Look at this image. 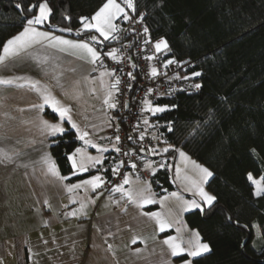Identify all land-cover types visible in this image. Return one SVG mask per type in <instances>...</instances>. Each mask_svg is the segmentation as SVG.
I'll list each match as a JSON object with an SVG mask.
<instances>
[{
    "label": "trees",
    "instance_id": "trees-1",
    "mask_svg": "<svg viewBox=\"0 0 264 264\" xmlns=\"http://www.w3.org/2000/svg\"><path fill=\"white\" fill-rule=\"evenodd\" d=\"M105 2L49 0L53 13L45 26L85 39L95 32L80 31L81 17L90 18ZM134 2L135 14L146 13L151 37L167 41L166 57L195 61L189 72L201 73L197 92L157 100L155 105L167 108L150 118L152 129L166 133L169 150L162 155L174 164L182 148L214 174L206 184L217 197L213 207L185 214L189 227L197 229L212 249L192 262L264 264V197L254 195L255 186L248 179L249 174L264 176V0ZM35 3L0 0V54L3 44L35 14V9L28 11ZM52 141L51 152L60 173L71 174L68 156L79 146L76 132L68 126ZM112 162L107 158L103 167ZM151 182L159 194L177 188L170 162Z\"/></svg>",
    "mask_w": 264,
    "mask_h": 264
},
{
    "label": "crops",
    "instance_id": "crops-1",
    "mask_svg": "<svg viewBox=\"0 0 264 264\" xmlns=\"http://www.w3.org/2000/svg\"><path fill=\"white\" fill-rule=\"evenodd\" d=\"M45 24L36 27L65 39L86 41L49 29ZM95 64L73 49L61 51L46 41L0 64L2 79L24 77L46 86L56 100L71 107L73 122L89 132L88 138L93 144L108 149L100 152L85 145L73 129L79 139L77 148H85L90 156H100L102 163L90 167L88 172L92 173L80 179L72 178L88 172L62 175L59 171L60 176L68 177L60 180L48 171V161L55 162L51 145L56 135L49 134L42 121L59 123L66 130L71 122L60 121L49 105L32 107L43 104V98L25 80L0 84V264H184L185 260L192 261L189 256L176 261L164 244L169 236L187 240L191 231H197L185 221L188 211L182 205L183 192L176 179L177 188L159 194L151 181L129 175L132 182L124 185L125 188L143 192L156 201L143 206L120 192L105 193L101 187L67 191L68 185L101 176L107 158L113 161L115 142L107 134L109 108L103 103L108 86L113 83L111 76H101L105 71H97ZM111 91L114 102L116 89ZM204 188L214 195L206 184ZM184 195L200 202L196 193ZM81 203L85 204L83 209ZM152 205L156 207L150 208ZM73 212L76 214L72 215ZM144 213H159L172 227L161 232L157 220ZM177 228L181 229L179 233ZM137 237L133 244L132 240Z\"/></svg>",
    "mask_w": 264,
    "mask_h": 264
},
{
    "label": "snow or ice",
    "instance_id": "snow-or-ice-1",
    "mask_svg": "<svg viewBox=\"0 0 264 264\" xmlns=\"http://www.w3.org/2000/svg\"><path fill=\"white\" fill-rule=\"evenodd\" d=\"M123 5V6H122ZM17 7H20L17 5ZM33 9L36 10L35 14L32 15L30 19H27L26 26L23 27V30L19 32L17 35L8 39L2 46V54H0V64H4L10 58L18 57L22 52L27 51L32 48L36 44H40L42 42H47L52 47H58L61 51H64L68 48L75 50V52L81 54L84 57L90 59V62L95 64L101 61V55L97 51L95 47L92 46V43L84 40H69L65 39L62 36L54 35L48 31H42L38 27V25H44L49 21L53 9L49 5V0H37V3L31 4L28 8L29 12H32ZM126 9H131L132 11L136 10L134 0H122V3L117 2V0H106L105 3L92 15L89 17H81L82 21V29L80 31H91L94 30L98 35H91L90 41L95 43H103L106 40H117L119 39L118 33L120 32V28L115 21L118 18H123L124 20H128L129 16ZM144 16L141 14L140 20L143 21ZM144 32L147 33L149 30L147 27H144ZM61 31H71V29H62ZM102 38V39H101ZM147 42V41H146ZM155 50L157 52L163 50H170L168 43L166 40L161 39L155 43ZM116 49L109 51L107 56L111 57L113 60H119L120 57L117 55ZM174 61L169 60L168 64L173 63ZM152 76L158 75V71L155 67L152 68L151 72ZM114 72L105 71L101 73V76H113ZM193 76H200L201 73L194 72ZM189 77H184V79H188ZM25 80L24 77H18L15 79H2L0 78V84H13L15 80ZM25 83L28 84L35 91L40 93L43 98V104L33 105L34 108H43L45 105H49L55 114H58V118L60 121H68L71 122V128L75 129L79 133V139L83 141L85 145H91L94 148H97L100 152H105L108 149L104 148L101 145L93 144L92 140L89 139V132L81 129L75 122H73V118L71 115V107L64 106L60 103V101L56 100L50 93V91L46 88V86H41L39 81H31L30 79L25 80ZM120 83L119 78L115 79V82L108 86V90L106 91V98L103 103L107 105L108 108L114 109L116 108V103L113 101V93L111 89H116L117 85ZM23 87L24 85H20ZM195 88L199 89L201 87L200 84L194 85ZM94 91V90H93ZM148 105L147 110L152 113H159L166 110L165 107H153L151 105V101H146ZM145 124L148 123L147 120L144 121ZM43 127L49 132L51 135L63 134L66 129L61 126L59 123H50L49 121H42ZM171 131V128H169ZM143 139V136L140 137ZM120 137L116 136V141H119ZM171 147V146H170ZM115 151L120 152L121 149L113 145ZM169 148H164L163 151L167 152ZM179 151V155L183 161L186 163H191L193 168L199 175L198 180H191L192 186L196 190V194H198L200 198V202L198 203L196 200L185 201V211H189L192 209H199L201 212L205 210V207L211 209L216 202L217 197L215 195L210 194L205 191L204 185L208 183L209 178H211L214 174L207 167H204L200 164H197L195 161H192L190 157L187 156L183 151ZM253 153H255V149H252ZM153 153L155 154V149H153ZM9 159L11 157H8ZM68 160L71 162V166L73 168V175H76L80 172H88L90 167H96L98 164L102 163V158L100 156H90L87 154V150L85 148H76L69 156ZM49 168L48 171L52 174L59 177L60 180L68 179V177L60 176L59 170L55 165L54 161H48ZM123 162H121L122 164ZM164 165L162 164L161 167ZM133 168L136 167L135 164L132 165ZM146 167H151V164H147ZM177 176H180L181 169L177 168ZM113 174H119V166L113 169ZM185 179H190L185 176ZM248 179L255 186L254 195L256 197H264V177L260 179H254L251 174H249ZM132 181L128 176H125L123 182L121 184L116 185L112 190L116 192H120L127 196V198L140 206L144 204H152L156 201L153 200L150 196H145L143 192L136 193L131 188H125L124 185L130 184ZM104 183L103 179L99 175L92 176L90 179L82 180L80 183L72 184L67 186V191L69 193L75 192L77 189L83 188L85 191L91 187L92 190H96L101 187ZM150 187V186H149ZM190 191L192 189H189ZM172 196L178 197L179 193H171ZM47 203V201H45ZM85 207L84 203H81V208ZM76 213L73 212L72 215ZM146 216L154 217L158 224L159 230L161 232L165 231L166 228L172 227V224L168 223L165 219L162 218L159 213H144ZM176 231L179 233L181 231L180 228H177ZM139 237L134 238L132 243L135 244ZM164 244L168 246L170 249V253L174 257L182 256L183 254H187V256L196 258L201 257L206 253L212 251L210 245L207 242H204L200 236L199 231H191L189 235V239L184 240L179 236H169L166 240H164ZM243 246V245H242ZM112 246L109 245V248ZM137 252L140 249H136ZM184 264H193L191 260H185Z\"/></svg>",
    "mask_w": 264,
    "mask_h": 264
},
{
    "label": "built area",
    "instance_id": "built-area-1",
    "mask_svg": "<svg viewBox=\"0 0 264 264\" xmlns=\"http://www.w3.org/2000/svg\"><path fill=\"white\" fill-rule=\"evenodd\" d=\"M142 14L145 17V13ZM128 16V20L122 18L117 23L120 28L117 40L109 39L103 43H95L90 41L91 35L85 37L102 58L95 64V69L114 72L111 76L112 83L117 77L120 81L117 85L119 90H116L114 97L117 106L108 109L107 134L121 151L114 149L112 165L101 170L104 181L101 189L105 193L113 192L112 189L121 184L125 176L131 175L133 178L152 181L156 173L167 166L166 158L162 155L163 149L169 146L166 133L152 129L149 120L147 124L144 123L146 115H149L146 101H151L153 106L157 100L172 99L180 93H195L200 89L194 87L200 84L197 81L198 76L189 72L195 61H178L166 57L163 51L157 52L155 43L160 39H153L149 31L144 32L143 29L147 25L145 19L140 20L141 14L128 13ZM113 49L118 50L119 60L107 56ZM169 60L174 62L168 64ZM153 67L158 71L156 76L151 74ZM169 128L172 129L171 124L168 130ZM116 136L120 137L119 141H116ZM141 136L143 139H140ZM133 164L136 165L135 168L132 167ZM147 164H151V167H146ZM117 166L119 174H113V169Z\"/></svg>",
    "mask_w": 264,
    "mask_h": 264
},
{
    "label": "rangeland",
    "instance_id": "rangeland-1",
    "mask_svg": "<svg viewBox=\"0 0 264 264\" xmlns=\"http://www.w3.org/2000/svg\"><path fill=\"white\" fill-rule=\"evenodd\" d=\"M130 10V9H129ZM128 12V11H127ZM165 51V50H164ZM96 77V76H95ZM83 82V80H82ZM165 107V106H161V105H153V107ZM148 114L149 115H146V120L150 121V118L151 116H153L154 114L156 113H152L151 111H148ZM148 121V122H149ZM178 150L180 151H183L184 153L187 154L188 157L191 158L192 161H195L197 164H200L202 165L201 163H199L198 161H196L194 158H192L185 150H183L182 148H178ZM178 155H176V161L177 162H174L176 164H173L171 162V160L167 157V156H163V158L165 159L166 158V162H167V165H168V162H170V170L172 171V169L174 170L173 171V177L174 179L177 180V182L179 183L180 187H181V191L186 194V193H196V190L195 188L192 186L191 184V180H198L199 179V175L198 173L196 172V170L193 168V166L191 165V163H186L185 161H183L179 155V151H177ZM204 166V165H202ZM180 168L181 169V173H180V176L178 177L177 176V168ZM206 167V166H204ZM185 176L189 177L190 179H185ZM254 179H260L261 177H264L263 175L262 176H259V177H254L252 176ZM189 189H192L191 191ZM183 193H181V198L183 201H191V200H196L198 202V200L194 197H188L186 195H184ZM199 203V202H198ZM182 205L185 206L184 202H182Z\"/></svg>",
    "mask_w": 264,
    "mask_h": 264
},
{
    "label": "bare ground",
    "instance_id": "bare-ground-1",
    "mask_svg": "<svg viewBox=\"0 0 264 264\" xmlns=\"http://www.w3.org/2000/svg\"><path fill=\"white\" fill-rule=\"evenodd\" d=\"M134 13V12H133ZM132 13V14H133ZM142 13H145V12H141V13H138V15L139 14H142ZM144 19H145V22H146V25H147V28H148V24H147V20H146V13H145V17H144ZM148 30H149V28H148ZM149 33H150V31H149ZM161 40V39H160ZM107 41V40H106ZM163 52H164V50H163ZM172 59H174V58H172ZM176 60V59H175Z\"/></svg>",
    "mask_w": 264,
    "mask_h": 264
}]
</instances>
